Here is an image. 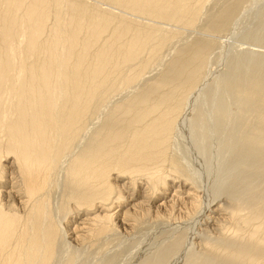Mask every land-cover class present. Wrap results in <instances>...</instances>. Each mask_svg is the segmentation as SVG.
<instances>
[{
  "label": "bare ground",
  "instance_id": "1",
  "mask_svg": "<svg viewBox=\"0 0 264 264\" xmlns=\"http://www.w3.org/2000/svg\"><path fill=\"white\" fill-rule=\"evenodd\" d=\"M257 3L0 0V264L147 224L137 264H264V19L220 39Z\"/></svg>",
  "mask_w": 264,
  "mask_h": 264
},
{
  "label": "rangeland",
  "instance_id": "2",
  "mask_svg": "<svg viewBox=\"0 0 264 264\" xmlns=\"http://www.w3.org/2000/svg\"><path fill=\"white\" fill-rule=\"evenodd\" d=\"M257 4H258V6L255 5L254 6L255 8L254 7H251L250 8L251 10L248 9V11L246 10V11L242 12V15L244 14L243 17H242V15H239L242 18H241V20L238 21V25L236 26L237 29L234 28V30H232L231 34L227 36V39H226L225 36H221L220 37V39H222V38L226 39V40L222 39L223 40L222 43H224V41H225L226 45L229 44V49L230 48L232 49V47L234 48V49H232L233 51H231V49H230V51H228V53L226 55H229V56L233 55L232 53H234V51L238 47H240V48H246L248 46L251 47L249 44H247V42L245 41V38L244 37L248 35V31L250 32V30H254V29L259 28L260 27L259 25L262 23V20L264 19V0H260V1L258 0V3ZM239 16H238V18L240 19ZM214 49H215V51H218L219 47H215ZM255 49H257V48H255ZM226 58H227V56H226ZM227 59H225V60H227ZM225 60L222 59L221 61L222 62L223 61L225 62ZM221 61L219 62L220 68L218 67V70H217L218 71V75L222 71H224L225 70L224 68L226 67V64L225 63H221ZM212 65H213L212 68L216 66L215 63L212 64ZM217 71H215L216 73L213 72L214 75L212 74L211 77H216L217 76L216 75L217 74ZM207 84L208 83H206V85ZM213 138L210 141L213 142V143H215L216 145L213 146L212 145L213 143H211V146H212V148L218 149L217 146L220 143V140L221 139H220L219 136H215V138L214 139ZM216 149H215V151H213V153H214L213 156L211 155V154H213L212 151L210 153H208V159H209L210 163L213 164V166H215V165L218 166L217 168L213 169V174L215 176H218L219 174L221 175V173H222V169H221V172L218 171V170H220L219 169V165H221V163H223L224 161H223V157H222L223 155L221 153H219L218 151H216ZM196 164H197V162H196ZM151 226H153V227H151ZM160 226H162V227H160ZM165 226H167V227H165ZM171 226L172 225L169 226V225L157 224V226H156V225H151V224L149 225V224H147L146 226L142 225L143 228L142 227L141 228H138L139 229V232H138V229H132L131 231L130 230H127L128 233H127V231H122L120 233V236L122 235L121 236L122 238L121 237L118 238L119 241H117L118 239L113 238V240H115V241L113 242V240H112V243H111V240H110V242L107 243L108 245H106V247H103L104 249L102 248V252H101V249H99L100 250L99 251L98 248L97 249L96 248L93 249L94 247L88 246V248H87L86 245H84V246L80 245L79 246V249L82 246V248H81L82 251L79 250L80 251V257H85V255L88 253L87 254V257L88 258L85 257L86 259L84 258L82 260V258H81L79 260L83 264H99L101 259L103 260V258L104 259L106 257L108 258L109 255L112 254L114 261L112 259L113 262L110 263V264H137L138 263L139 253H141L140 251H143V250L145 251L146 250V252H147L148 251V248L147 247H149L150 244H151L150 245V248H152V247L154 248V246H152V243H154V242H152V241H154V240H152L154 238V236L157 237L158 234L161 231L165 232L167 229H170L171 230L172 229ZM182 227H184V226L182 225ZM152 228H154V229H152ZM147 233H148V236H147ZM150 242H152V243H150ZM109 243H110V245H109ZM90 248H91V250H90L91 251V254L89 255L90 252H87V251H89ZM105 248H107L106 251H104ZM152 249H149V251L147 253H149L150 251H152ZM96 250H98L99 253ZM84 252H86V253H84ZM79 260H77V261H79ZM77 261H76L77 264H81L80 261L79 262H77Z\"/></svg>",
  "mask_w": 264,
  "mask_h": 264
}]
</instances>
